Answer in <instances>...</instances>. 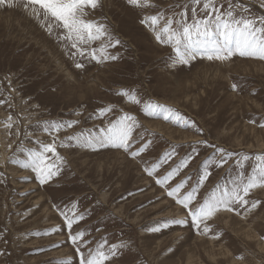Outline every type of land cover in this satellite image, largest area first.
I'll return each instance as SVG.
<instances>
[{
	"label": "rangeland",
	"instance_id": "1",
	"mask_svg": "<svg viewBox=\"0 0 264 264\" xmlns=\"http://www.w3.org/2000/svg\"><path fill=\"white\" fill-rule=\"evenodd\" d=\"M232 2L248 9H237L238 17L264 16L261 0ZM193 6L192 0H151L148 8H134L126 0H101L100 7L86 10L91 11L88 18L108 25L122 44L109 49L118 56L116 61L85 60L83 68L75 67L63 45L40 27L23 3L0 7V264H79L61 215H71L73 203L77 212L88 211L71 231L86 230L89 249L126 245L105 264H264V187L249 193V204L237 208L239 215L217 213L203 234L205 224L199 230L193 226L187 210L155 184V176L143 171L165 152L175 155L161 165L158 175L194 155L189 167L169 182L174 186L189 177L188 188L211 158V175L197 193L202 201L217 184L223 189L241 173L250 175L255 157L264 156V61L197 58L189 65L172 66L171 46L158 43L139 22L157 13L165 20L181 19V12L191 22ZM227 7L223 0L221 10ZM234 83L239 85L235 92ZM121 89L134 90L140 103L114 94ZM147 103L170 108L181 119L145 115ZM105 107L112 111L100 115ZM125 113L138 123L132 148L149 145L135 159L120 149L94 150L67 140L79 133L99 134ZM9 116L10 129L4 126ZM72 120L78 121L72 128L43 130L45 122ZM61 141L69 146L61 147ZM49 143H55L63 158L62 175L41 185L31 168L22 165L28 163V150ZM217 147L234 154L220 168L211 166L220 155ZM245 156L250 159L238 167L236 160ZM254 201L259 203L249 211ZM173 219L187 222L148 231ZM82 251L87 255V249Z\"/></svg>",
	"mask_w": 264,
	"mask_h": 264
},
{
	"label": "snow or ice",
	"instance_id": "2",
	"mask_svg": "<svg viewBox=\"0 0 264 264\" xmlns=\"http://www.w3.org/2000/svg\"><path fill=\"white\" fill-rule=\"evenodd\" d=\"M15 3H23L26 11H29L32 17L39 21L50 36H55L75 62L76 68H83V61H95L96 63H105L107 61H116L117 55L109 52V49H115L121 45L122 41L115 37L109 26L97 20L89 19L91 11L101 6V0H0V7H13ZM192 18L191 22L181 12V19L175 17L165 18L157 13L156 15L145 16L139 22L148 28L154 35L156 41L161 44L171 46L174 56L170 57L172 66L189 65L197 58L208 61H228L234 56L253 58L264 61V16L250 19L243 16L238 17L235 12L241 9L247 12V8H242L238 3L227 0L228 7L222 11L223 0H192ZM127 5L134 8H148L151 6V0H126ZM202 4V7H199ZM219 5V6H218ZM261 7H264V0H261ZM202 15L198 17L197 13ZM164 20L163 25H160ZM94 45H98L95 46ZM232 90L235 92L239 85L232 84ZM118 97H124L128 103L139 104L136 92L132 89H121L114 93ZM0 103H3L0 100ZM112 111L111 107L99 109V114L104 115ZM145 115H161L165 121H179L180 116L170 108L163 105L147 103L142 109ZM78 115V113H77ZM11 116L5 123L6 128H12ZM77 120L58 122H45L43 130L46 132H57L62 128H72L77 124ZM138 127L135 116L125 113L117 120L100 130L99 134L79 133L76 136H68L67 140L74 142L76 146L85 148L112 147L123 150L130 157L135 159L148 150L149 145L142 143L135 149L132 145L135 143V130ZM264 127V124H260ZM36 143H40L37 141ZM199 143L206 144V141ZM61 147H67L63 141ZM216 153L219 158L212 162L211 166L222 167L228 159L234 154L225 152L224 149L217 147ZM51 153V156L48 154ZM192 153H196V148H192ZM175 152H165L156 162L145 165L143 171L148 177L155 176V184L165 190L166 195L174 200L177 205L187 210V216L191 218L192 225L199 230L200 224H205L203 234H207L210 229L206 222L211 220L220 211L237 212V208H245L249 204V193L256 188L264 187V156H256L253 171L250 175L244 176L241 173L236 180L230 181V186L223 189L217 184L206 195L203 200H198L197 193L211 175L209 171L210 160H205L202 165V171L197 181L186 188L189 183V177L170 185L182 169L189 167L194 155H187L180 160L175 167H171L163 175H158V169L162 164H167L172 159ZM54 157V159H53ZM250 158L245 156L243 159H237L236 165L243 168L244 161ZM63 158L58 154L55 143L40 144L39 150H28V163L22 165L31 168L35 173L36 179L41 185H45L55 178L62 175ZM184 191H181V190ZM258 201L251 203L249 211L256 208ZM53 207H56L53 205ZM77 205H71V215L61 212L64 224L69 229L68 241L75 247L77 255L80 256L79 264H105V261L116 257L118 249L126 245H112L105 250V245L97 244L94 249H89L91 243L87 239L86 230L72 232L74 224L84 220L88 211L77 212ZM186 220H169L158 223V226L149 228L148 231L158 232L161 228H167L170 224L183 225ZM52 231H59L53 229ZM48 234V233H45ZM215 238H219L216 234ZM59 247V244L56 245ZM87 249V255L82 251ZM57 264H70V261L61 260Z\"/></svg>",
	"mask_w": 264,
	"mask_h": 264
}]
</instances>
